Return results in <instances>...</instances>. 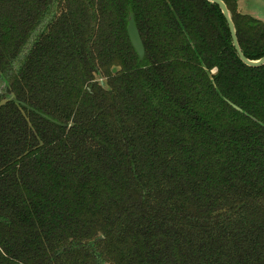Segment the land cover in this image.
<instances>
[{
  "label": "trees",
  "instance_id": "trees-1",
  "mask_svg": "<svg viewBox=\"0 0 264 264\" xmlns=\"http://www.w3.org/2000/svg\"><path fill=\"white\" fill-rule=\"evenodd\" d=\"M0 264H264V65L216 4L0 0Z\"/></svg>",
  "mask_w": 264,
  "mask_h": 264
},
{
  "label": "water",
  "instance_id": "water-1",
  "mask_svg": "<svg viewBox=\"0 0 264 264\" xmlns=\"http://www.w3.org/2000/svg\"><path fill=\"white\" fill-rule=\"evenodd\" d=\"M207 1L213 4H216L220 9L223 18L226 19L228 29L230 32V36L232 37V45L235 50V53L238 55L239 60L243 64L249 67H252V68L262 67V65H264V55L259 59H249L248 57H246L245 54L242 53L241 48L239 46L238 38L236 36L234 22H233V19L231 18L230 11L225 1L223 0H207ZM127 34L132 43L134 50L137 52L138 56H140V58L143 59L145 57L144 56V45H143L142 38H140L139 30L137 28L135 20H133L132 15H130L128 18ZM112 72H115V68L112 69ZM231 105L234 108L240 110V108L236 107L234 104L231 103Z\"/></svg>",
  "mask_w": 264,
  "mask_h": 264
},
{
  "label": "rangeland",
  "instance_id": "rangeland-1",
  "mask_svg": "<svg viewBox=\"0 0 264 264\" xmlns=\"http://www.w3.org/2000/svg\"><path fill=\"white\" fill-rule=\"evenodd\" d=\"M238 10L264 22V0H237Z\"/></svg>",
  "mask_w": 264,
  "mask_h": 264
}]
</instances>
